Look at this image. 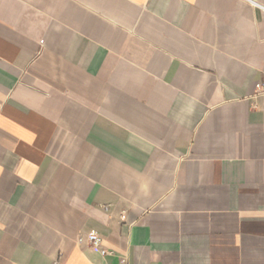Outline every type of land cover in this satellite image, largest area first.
Masks as SVG:
<instances>
[{"label":"crops","instance_id":"0c3cea01","mask_svg":"<svg viewBox=\"0 0 264 264\" xmlns=\"http://www.w3.org/2000/svg\"><path fill=\"white\" fill-rule=\"evenodd\" d=\"M262 83L264 0H0V264H264Z\"/></svg>","mask_w":264,"mask_h":264},{"label":"built area","instance_id":"2783aa9c","mask_svg":"<svg viewBox=\"0 0 264 264\" xmlns=\"http://www.w3.org/2000/svg\"><path fill=\"white\" fill-rule=\"evenodd\" d=\"M262 92H264V83H262L259 86V89L256 90V93L257 94L262 93ZM77 241L78 242H81L82 241V236L81 235L78 236ZM86 244L99 248V250H100V252L102 254L112 253V251H109L108 249H106L105 247L102 246L101 237L95 231H91L87 235V237H86ZM121 261L123 262V264H126L125 259H122Z\"/></svg>","mask_w":264,"mask_h":264}]
</instances>
